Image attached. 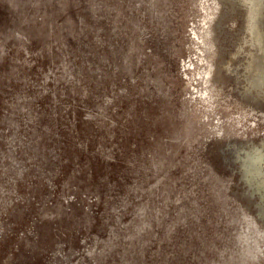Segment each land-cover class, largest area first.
Returning <instances> with one entry per match:
<instances>
[{
    "label": "rangeland",
    "instance_id": "rangeland-1",
    "mask_svg": "<svg viewBox=\"0 0 264 264\" xmlns=\"http://www.w3.org/2000/svg\"><path fill=\"white\" fill-rule=\"evenodd\" d=\"M0 264H264V0H0Z\"/></svg>",
    "mask_w": 264,
    "mask_h": 264
}]
</instances>
